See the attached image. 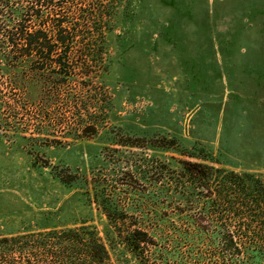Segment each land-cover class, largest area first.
Here are the masks:
<instances>
[{"label":"trees","instance_id":"16d2710c","mask_svg":"<svg viewBox=\"0 0 264 264\" xmlns=\"http://www.w3.org/2000/svg\"><path fill=\"white\" fill-rule=\"evenodd\" d=\"M129 9V0H0V78L12 72L24 95L80 107L85 87L73 85L95 78L86 66L111 63ZM103 126L82 128L83 140L105 145L87 146L88 166L54 174L75 192L1 236L0 264H264L262 173L176 134Z\"/></svg>","mask_w":264,"mask_h":264},{"label":"rangeland","instance_id":"374dc122","mask_svg":"<svg viewBox=\"0 0 264 264\" xmlns=\"http://www.w3.org/2000/svg\"><path fill=\"white\" fill-rule=\"evenodd\" d=\"M129 2L111 63L86 66L95 78L73 85L85 87L80 107L24 95L12 72L0 78V237L23 232L72 196L54 174L84 169L87 146H105L80 135L97 118L135 137L200 142L264 176V0Z\"/></svg>","mask_w":264,"mask_h":264}]
</instances>
